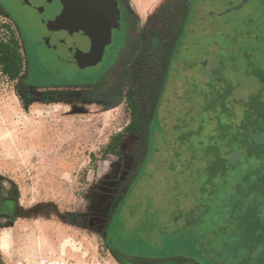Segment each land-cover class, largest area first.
Wrapping results in <instances>:
<instances>
[{
  "label": "rangeland",
  "instance_id": "rangeland-1",
  "mask_svg": "<svg viewBox=\"0 0 264 264\" xmlns=\"http://www.w3.org/2000/svg\"><path fill=\"white\" fill-rule=\"evenodd\" d=\"M130 4L139 18L141 44L115 74L105 79L100 67L94 73L96 82L90 76L78 88L73 84L88 74L58 65L45 51L41 61L53 74L26 72L28 50L21 28L13 13L0 5V42L15 36L23 56L17 80L4 75L0 65V264H9L17 234L50 236L55 230L75 238V264H191L194 260L178 256L182 251H191L196 264H214L209 259L264 264L263 248L251 255L247 245L236 240L237 222H221L227 229L220 230V210L207 212V198L193 194L197 186L187 175L193 150L202 153L210 144L219 145V157L239 168L245 149L233 151L214 138L221 124L241 122L242 105L233 102L229 115L220 107L204 112L206 100L199 93L216 82L214 74L225 53L247 52L264 66L263 47L247 42L242 47L225 45L228 35L234 39L239 31L248 33V20L254 17L251 35H264L261 0ZM99 62L93 59L90 66ZM242 62L240 57L237 68L226 69L218 80L222 87L224 82L233 84L238 101L261 88L255 78L247 77ZM53 77L59 85L52 87ZM135 112L143 125L133 135L125 131ZM15 125L24 133L21 139L32 136L33 142L10 148ZM192 129L197 135L190 139L186 132ZM74 130L75 145L70 140ZM49 133L64 136V144L35 154ZM207 160L197 157L194 164L206 168ZM238 177L239 173L232 179ZM119 213L117 233L114 222ZM143 220L149 224L143 226Z\"/></svg>",
  "mask_w": 264,
  "mask_h": 264
},
{
  "label": "trees",
  "instance_id": "trees-1",
  "mask_svg": "<svg viewBox=\"0 0 264 264\" xmlns=\"http://www.w3.org/2000/svg\"><path fill=\"white\" fill-rule=\"evenodd\" d=\"M261 5L264 8V0H261ZM262 16L263 18L261 17V19L264 20V12ZM256 22L257 19L255 17L248 20V33L245 34L243 31H239L237 39H233L228 35L225 45L239 44L242 47L247 42L259 45L258 48H264V35H251L250 27L255 25ZM214 40L219 44L218 38L214 37ZM20 48V43L15 36L7 42H0V65L3 74L12 81L17 80L22 74L23 56L20 53ZM240 57L243 59V68L247 77L255 78L261 88L247 99L238 101L235 98L233 84L224 82L226 85L222 87V82L220 85L218 80L222 78L226 69L230 67L233 69L237 68L236 62H239ZM220 60V68L214 74L217 75L216 82L211 81L208 87L199 94L203 95L206 100L207 106L204 112L209 110L215 112L220 107L223 114L229 115L233 111L231 107L233 102L242 105L243 118L241 122L238 125H234V122L231 121L221 124L218 129V135L214 139L224 147L232 148L233 151H236L237 147H242L245 152H243L242 158L238 161L239 168H236L231 159L219 157L221 156V147L217 144H210L208 148H204L203 154L196 152V149H194L192 158L188 162V167L190 168L187 170V175L191 176V182L197 186L193 194L197 197L207 198V205L209 203V207H205L207 212L220 210L224 221L219 218L220 221H217L216 224L221 231L227 228L225 224L220 226L219 223L228 222L230 224L231 222H237V236L239 239L236 240L240 245H247L244 247L248 248V252L252 255L260 248H263L264 252V66L257 64L258 60H256L255 56L247 52L243 55L239 51L225 53L220 57ZM204 112L200 111L198 116L201 123ZM142 125L143 121L139 113L135 112L132 117V123L125 132L133 135L138 134L142 131L140 129ZM188 133H191L190 139L197 135L193 129L186 132V134ZM117 139H121V135ZM109 148L113 150L115 146L111 144ZM177 156L180 159L181 156ZM197 157L209 158L207 160L209 164L206 168L195 166L194 161ZM183 172H185L184 169L181 173ZM237 173H239V177L234 179V181L232 178ZM231 174H233V177ZM221 201L222 203L220 204ZM120 214L114 222L116 232ZM138 215L137 212L134 216L138 218ZM180 220L181 218L179 217L177 222ZM147 221L143 220L141 224L147 226L149 224ZM191 242L197 244L194 240H191Z\"/></svg>",
  "mask_w": 264,
  "mask_h": 264
},
{
  "label": "flooded vegetation",
  "instance_id": "flooded-vegetation-1",
  "mask_svg": "<svg viewBox=\"0 0 264 264\" xmlns=\"http://www.w3.org/2000/svg\"><path fill=\"white\" fill-rule=\"evenodd\" d=\"M0 5L13 13L21 28L28 50L26 72L31 74L39 69L42 74H53L41 61L40 53L45 51L58 65L72 66L80 73L88 74L79 76V83L73 84L77 88L84 86L90 76L96 82L94 73L100 67L105 79L107 75L115 74L122 60L142 42L139 18L130 0H0ZM93 59L100 61L97 66H90ZM58 82L56 80L50 86L59 85ZM99 85L98 82L91 87ZM180 255L189 257L194 260L191 264H196L191 251H182Z\"/></svg>",
  "mask_w": 264,
  "mask_h": 264
},
{
  "label": "crops",
  "instance_id": "crops-1",
  "mask_svg": "<svg viewBox=\"0 0 264 264\" xmlns=\"http://www.w3.org/2000/svg\"><path fill=\"white\" fill-rule=\"evenodd\" d=\"M51 134L53 133H49L43 138L42 150L34 151L35 154L42 155L41 152L45 151V147L64 144V136H57L55 133V136L51 137ZM70 140L75 145V130L72 132ZM13 249L9 264H38L43 258H47L51 262L70 260L75 263V238L65 234L62 230H55L50 236L38 233L30 235L17 234V236H14ZM25 250H28V252Z\"/></svg>",
  "mask_w": 264,
  "mask_h": 264
},
{
  "label": "bare ground",
  "instance_id": "bare-ground-1",
  "mask_svg": "<svg viewBox=\"0 0 264 264\" xmlns=\"http://www.w3.org/2000/svg\"><path fill=\"white\" fill-rule=\"evenodd\" d=\"M137 2H138V4L139 5H141L142 4V0H136ZM10 114V113H9ZM13 128H14V131L11 133V136H10V138L12 139V140H14V145L13 146H11L10 144L8 145V144H6V145H8L10 148H17L18 146H19V144H21V143H23L24 145L26 144V145H28L29 143H32L33 142V138H32V136H30V137H28L29 139L28 140H26V139H21V134H23L24 135V133H20V130H19V126H17V125H15V126H13ZM27 128V127H26ZM29 128V127H28ZM23 140V141H22ZM5 245V244H4Z\"/></svg>",
  "mask_w": 264,
  "mask_h": 264
},
{
  "label": "built area",
  "instance_id": "built-area-1",
  "mask_svg": "<svg viewBox=\"0 0 264 264\" xmlns=\"http://www.w3.org/2000/svg\"><path fill=\"white\" fill-rule=\"evenodd\" d=\"M38 264H75L73 261L66 260L62 262H51L47 258L41 259V261Z\"/></svg>",
  "mask_w": 264,
  "mask_h": 264
},
{
  "label": "water",
  "instance_id": "water-1",
  "mask_svg": "<svg viewBox=\"0 0 264 264\" xmlns=\"http://www.w3.org/2000/svg\"><path fill=\"white\" fill-rule=\"evenodd\" d=\"M205 65H206V64L204 63V66H205ZM203 253H204L206 256L209 255L207 252H203ZM209 260L213 261V262L216 263V264H221V263H217L216 260H213V259H209Z\"/></svg>",
  "mask_w": 264,
  "mask_h": 264
}]
</instances>
